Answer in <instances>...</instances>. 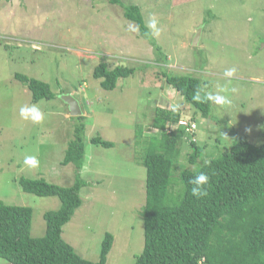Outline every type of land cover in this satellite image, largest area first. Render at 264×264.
Returning a JSON list of instances; mask_svg holds the SVG:
<instances>
[{"label": "rangeland", "instance_id": "obj_1", "mask_svg": "<svg viewBox=\"0 0 264 264\" xmlns=\"http://www.w3.org/2000/svg\"><path fill=\"white\" fill-rule=\"evenodd\" d=\"M121 1L138 5L146 25L157 21L160 35L152 39L166 62L158 61L150 43L129 30L121 7L107 0H0V203L31 208V236L42 237L43 214L58 210L59 200L24 193L18 181L42 178L71 186L75 167L61 162L75 130L84 124L85 156L79 172L90 185L82 189L83 204L61 236L83 259L94 262L103 234L111 232L114 244L106 264H134L143 250L140 210L146 170L140 163L145 150L140 138L146 132L157 134L151 128L155 110L182 116L190 110L164 84L163 70L200 77L207 93L229 89L225 94L231 104L213 105L209 120L198 119L204 161L217 158L239 137L264 143V0H192L177 5L173 0ZM204 20L207 26L194 45ZM101 62L136 72L105 91L93 77ZM231 67L237 72L229 81L224 71ZM15 74L48 84L54 97L33 103ZM63 95L78 102L82 122L80 116L68 115ZM32 104L44 113L39 124L20 117V108ZM95 136L113 146H93L90 139ZM26 155H35L39 166L27 167ZM0 264L7 263L0 259Z\"/></svg>", "mask_w": 264, "mask_h": 264}, {"label": "trees", "instance_id": "obj_2", "mask_svg": "<svg viewBox=\"0 0 264 264\" xmlns=\"http://www.w3.org/2000/svg\"><path fill=\"white\" fill-rule=\"evenodd\" d=\"M183 1L192 0L172 3ZM107 2L121 7L124 19L139 27V37L154 48L157 60L166 62L156 41L144 36L149 29L140 7L121 0ZM206 23L198 25L201 33ZM135 72L124 65L110 68L101 62L93 77L102 90L112 91L119 79ZM161 74L164 84L180 95L190 110L182 116L157 108L151 125L157 134L146 132L140 138L145 149L140 163L146 170L145 203L140 210L144 241L134 264H264V143L255 145L239 137L217 158L204 161L205 146L199 143L197 130L198 119L211 118L213 104L205 98L208 85L190 74L165 70ZM14 78L27 86L33 103L54 97L42 81L21 74ZM197 93L200 99H196ZM77 119L82 122L83 116ZM181 120L194 125V131L178 126ZM84 130V124L75 130V139L67 145L61 162L75 167L71 186H58L42 178L18 181L24 193L59 200L58 210L43 214L46 228L42 237L31 236V208L0 203V259L7 264H106L114 244L111 232L103 234L99 259L94 262L83 259L61 236L63 226L83 204L82 189L90 185L79 172L85 156ZM90 143L113 146L99 136L92 137ZM200 171L208 174L210 182L208 195L198 200L191 196L188 180Z\"/></svg>", "mask_w": 264, "mask_h": 264}, {"label": "clouds", "instance_id": "obj_3", "mask_svg": "<svg viewBox=\"0 0 264 264\" xmlns=\"http://www.w3.org/2000/svg\"><path fill=\"white\" fill-rule=\"evenodd\" d=\"M147 28L148 32L144 33L145 37L157 38L160 35V29L155 19H151ZM129 30L133 33H139V27L129 22ZM237 69L235 67L227 68L224 71V76L231 80L236 75ZM228 88H220L217 92H209L205 98L214 106L224 107L231 104V100L227 93ZM199 93H197L196 99H200ZM68 111V110H67ZM21 119L30 120L34 124H39L44 119V113L40 110L37 104L30 106H22L19 110ZM69 115V114H68ZM81 116V115H80ZM77 117V116H76ZM24 164L29 168H36L39 166V160L35 155H26L24 157ZM210 178L204 171L198 172L196 175L188 180V183L192 186L190 189L191 196L196 199H202L208 195L207 186L209 185Z\"/></svg>", "mask_w": 264, "mask_h": 264}, {"label": "water", "instance_id": "obj_4", "mask_svg": "<svg viewBox=\"0 0 264 264\" xmlns=\"http://www.w3.org/2000/svg\"><path fill=\"white\" fill-rule=\"evenodd\" d=\"M201 29H198L194 38H193V44L196 45L199 41ZM62 100L67 105V110L69 112V115L71 117H76L81 115V109L79 107L78 102L70 95H63Z\"/></svg>", "mask_w": 264, "mask_h": 264}, {"label": "built area", "instance_id": "obj_5", "mask_svg": "<svg viewBox=\"0 0 264 264\" xmlns=\"http://www.w3.org/2000/svg\"><path fill=\"white\" fill-rule=\"evenodd\" d=\"M178 126H182V127H186V131H188V132H190V133H192L193 131H194V129H195V126L194 125H190V124H188L186 121H178Z\"/></svg>", "mask_w": 264, "mask_h": 264}, {"label": "crops", "instance_id": "obj_6", "mask_svg": "<svg viewBox=\"0 0 264 264\" xmlns=\"http://www.w3.org/2000/svg\"><path fill=\"white\" fill-rule=\"evenodd\" d=\"M68 116V115H67Z\"/></svg>", "mask_w": 264, "mask_h": 264}]
</instances>
